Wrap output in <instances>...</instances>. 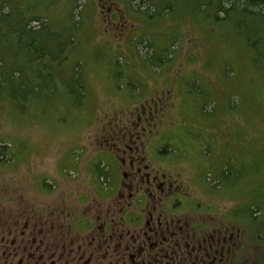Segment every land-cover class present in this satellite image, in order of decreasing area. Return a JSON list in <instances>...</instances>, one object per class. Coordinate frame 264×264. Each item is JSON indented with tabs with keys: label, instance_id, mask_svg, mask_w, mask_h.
<instances>
[{
	"label": "rangeland",
	"instance_id": "1",
	"mask_svg": "<svg viewBox=\"0 0 264 264\" xmlns=\"http://www.w3.org/2000/svg\"><path fill=\"white\" fill-rule=\"evenodd\" d=\"M35 3L57 29L76 26L56 65L65 77L80 73L85 96L80 106L76 93L66 98L56 71L54 91L63 98L54 95L49 106L34 102L21 111L0 99V144L9 146L0 163V264H20L25 245L46 250L31 239L54 234L52 224L68 236L83 232L90 215L121 220L118 199L95 191L118 189L115 158L131 169L123 159L134 151L150 179L177 174L191 186L190 200L219 216L240 214L251 234L245 231L239 263L264 264V70L252 65L233 28L201 20L185 3L155 18L141 13L150 0ZM132 191L124 201L136 197Z\"/></svg>",
	"mask_w": 264,
	"mask_h": 264
},
{
	"label": "flooded vegetation",
	"instance_id": "2",
	"mask_svg": "<svg viewBox=\"0 0 264 264\" xmlns=\"http://www.w3.org/2000/svg\"><path fill=\"white\" fill-rule=\"evenodd\" d=\"M121 146L119 143V149H123ZM137 154L134 151L135 156L131 153L123 159L126 167L133 165L127 170L115 158L117 164H122H118L121 182L111 200L118 199L117 206L123 207L122 221L114 215L110 223L95 222L90 215L82 223L83 232L72 230L80 238L73 237L71 231L66 236L63 228L52 224L54 234H46L42 240L31 239L40 246L47 245V249L39 253L25 245L23 254L18 255L22 256L20 264H240L238 254L242 252L245 231L251 234L240 214L228 210L218 218L210 205L202 207L190 200L193 190L191 186L185 188V180L177 174L153 173L156 178L150 179L147 162ZM128 189L136 194L135 198L133 194L126 198L129 202L124 201ZM125 204L134 207L125 210ZM162 206L165 211L160 210ZM139 217L141 222L136 226ZM124 220L130 223L126 225Z\"/></svg>",
	"mask_w": 264,
	"mask_h": 264
},
{
	"label": "trees",
	"instance_id": "3",
	"mask_svg": "<svg viewBox=\"0 0 264 264\" xmlns=\"http://www.w3.org/2000/svg\"><path fill=\"white\" fill-rule=\"evenodd\" d=\"M35 2L0 0V99L10 100L21 111L34 102L50 105L56 95L54 74L59 68L56 63L76 40L77 29L72 21L71 25L67 23L57 29L43 11L36 10ZM150 3L147 11H139L148 18L162 17L165 10L172 14L185 3L196 6L201 20L231 26L236 38L251 53L252 65L264 70V0H150ZM157 64L155 61L154 65ZM63 74L58 71L56 76L63 79L64 95L68 98L67 95L76 93L75 101L80 106L85 96L80 73L74 69L68 77ZM8 149L9 146L0 144V163L5 161ZM3 255L13 254L4 248Z\"/></svg>",
	"mask_w": 264,
	"mask_h": 264
},
{
	"label": "bare ground",
	"instance_id": "4",
	"mask_svg": "<svg viewBox=\"0 0 264 264\" xmlns=\"http://www.w3.org/2000/svg\"><path fill=\"white\" fill-rule=\"evenodd\" d=\"M176 8V7H175ZM165 57V56H164Z\"/></svg>",
	"mask_w": 264,
	"mask_h": 264
}]
</instances>
